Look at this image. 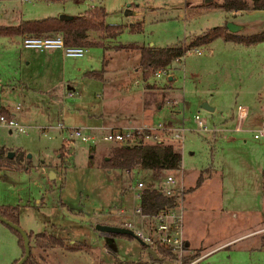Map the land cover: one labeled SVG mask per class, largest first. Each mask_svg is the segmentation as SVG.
<instances>
[{"label":"rangeland","instance_id":"rangeland-1","mask_svg":"<svg viewBox=\"0 0 264 264\" xmlns=\"http://www.w3.org/2000/svg\"><path fill=\"white\" fill-rule=\"evenodd\" d=\"M203 1L3 0L0 2V23H14L16 17L39 18L61 13L75 15L90 6L100 5L105 11L104 21L121 26L118 42L123 44L151 42L153 46L185 45L207 28L221 26L228 20L242 25L238 30L242 34L264 30V8L231 13L219 7L199 6ZM99 34L100 31H89V37L93 39L101 40ZM84 47L81 56L65 58L67 62L73 61L80 66L79 72L73 74L72 71L70 76L68 73L64 76V79L72 77L69 79L74 80L72 95L60 94L59 69L49 70L52 73L50 81L56 84L52 85L53 91L42 94L35 90V85L46 87L39 85L46 79L43 73L38 74L37 69L32 70V77H25V82L30 83L28 87L15 83V89L11 90L13 84H8L11 76L1 69V64L9 63L10 67L16 64L12 71L18 78V61L13 47L4 46L3 39H0V102L5 101L8 106L18 103L20 110L28 107L37 110V117H32L35 122L31 124L36 127L28 125L25 133L7 132V128L0 126V144L7 149L20 147L25 150L19 160L24 169L0 168V204L18 205V225L25 231L44 230L61 236L65 242L72 238V244L76 245L72 252L62 247L38 249L43 261L49 264H113L115 259H119L132 260L133 264H168L152 261L135 236L97 235L87 230L83 221L71 219L66 213L70 208L77 211L83 208L84 214L92 220L101 211L102 215L98 218L105 217L106 221L114 222L118 216L105 211L124 206L125 220L138 226V217L130 214L137 203L132 198V186L138 179L143 185L152 183L157 186L163 182L165 174L158 176L149 169L139 167L125 173L119 168L86 166L88 146L69 139L67 133L54 127L58 121L68 126L83 125L81 123L89 121L85 113L92 117V121L95 120V113L92 112L100 108L101 80L85 76V70L103 68V79L121 95L136 94L147 85L164 89V104H167L168 110L176 107L181 112L180 119L185 128L181 145L174 141L171 143L181 153L180 168L173 173L175 182L193 186L198 175L210 173L211 178L191 196L203 212L221 189L223 203L228 207L229 225L236 228L242 218L241 208L254 206L264 198V134L258 139L253 136L264 124L261 98L264 93V40L247 44L218 36L209 43L189 47L179 59L167 64L174 77L172 87L166 76L158 78L151 73L147 79H142L134 51L104 50L97 45ZM26 71L30 74L31 69ZM63 87L68 90L66 84ZM204 101L213 109L200 107ZM66 103H71L70 108L63 107ZM238 104L248 110L243 119L237 116ZM131 111V119L136 121V108ZM196 112L208 131H202L196 125L193 120ZM253 115L257 120H252ZM163 117L156 113L151 116V121L163 122ZM258 120L259 124H255ZM100 121L94 123L100 124ZM44 125L48 126L47 135H42L39 130ZM109 146L107 142L98 143L95 150L106 153ZM50 169L55 170L51 179L48 178ZM232 212L236 217L232 216ZM21 254L14 233L0 221V264H14L12 262ZM188 255L191 253L184 256ZM216 257H221L223 264H231L224 251L208 256L203 262L212 264L217 262Z\"/></svg>","mask_w":264,"mask_h":264},{"label":"trees","instance_id":"trees-1","mask_svg":"<svg viewBox=\"0 0 264 264\" xmlns=\"http://www.w3.org/2000/svg\"><path fill=\"white\" fill-rule=\"evenodd\" d=\"M53 1V0H52ZM199 6L213 8L219 7L226 11L236 10H251L264 8V0H209L201 2ZM105 11L100 5H93L89 8L71 15L69 18H59L55 15H48L39 18H25L18 19L14 23H0V35H15V34H29V35H44L53 32H60L63 43L69 45L91 46L97 45L104 47L100 39H93L89 37V31H100L102 37H115L119 34L121 26L114 23H106L104 21ZM227 22V21H226ZM226 22L221 26H214L207 28L201 34L193 37L191 41L182 44L153 46L148 44H123L115 43L111 47L114 49H127L137 53V66L140 68V75L142 79L153 73V71L161 66H165L183 55V53L192 46L206 44L212 41L215 37L221 36L225 40H234L242 43H254L264 40V30L242 34L238 31L232 32L227 26ZM102 70H85L83 74L94 79H102ZM153 86L147 85L142 92V104L144 108L157 109L166 100L163 96L166 94L164 89H154ZM155 93H154V92ZM0 112L8 115V113L0 109ZM7 148L0 145V167H14L23 168L19 164V160L24 152L20 150L16 155L10 157L6 156ZM87 158L86 166L95 165L102 169H126L128 172L134 168L149 169L156 175L162 173L172 174L176 173L180 168L181 153L179 148L171 143L152 142L137 145H110L106 153L102 150H95L94 147L86 148ZM202 174L198 175L196 184L202 180ZM161 182L158 185L152 183L145 184L140 190L139 204L141 211L145 214H155L159 209L169 206H174L178 203L179 192L176 189L178 184L175 182L174 188L169 194L161 192ZM0 215L6 219L18 224V205L0 204ZM16 237V242L23 252L22 238L20 234L9 227ZM28 237L29 253L26 259L21 264H49L43 261L38 249H45L51 247H63L68 250L75 249L64 242V239L59 236L44 230L32 232L26 231ZM128 234L109 233V236ZM145 247V244H142ZM159 253L161 260L153 258L148 254L152 261H163L172 256L169 248L157 245L154 247ZM196 255L191 254L183 256V261L193 259ZM170 261V260H169ZM14 263V262H12ZM113 264H133L132 260L115 259ZM136 264H140L139 262Z\"/></svg>","mask_w":264,"mask_h":264},{"label":"crops","instance_id":"crops-1","mask_svg":"<svg viewBox=\"0 0 264 264\" xmlns=\"http://www.w3.org/2000/svg\"><path fill=\"white\" fill-rule=\"evenodd\" d=\"M0 2H3V0H0ZM195 9L196 11H198V8ZM185 10L187 11L186 8ZM239 11L242 10H236L230 12L237 13ZM18 19L20 18L16 17L15 20L17 21ZM22 35L23 34L0 35L1 37L0 39H3L4 46L11 45L13 47V51L15 52L16 59L18 61V67H19L18 78L15 76V74L12 71L13 66H15L16 64L11 65V67L9 63L3 62V65L1 64V69L4 72H6V74L11 76L10 79H8L9 80L8 84L10 85L13 84V86H11V90L15 89L14 88L15 83L24 87H28L30 83L25 82L26 81L25 77H32L33 76V74L31 73L32 70L37 69L39 71L38 74L43 73L46 79L45 82L42 81L39 85L44 84L46 85V87H38V85L34 84L35 86H37L35 87L36 89L35 88L34 89L40 91L42 94H45L46 92H51L53 91V87H54L52 85H55L56 82L50 81V77L52 73L49 70L59 69V73H60L59 78L61 79L59 80V82L60 84H62L61 89H59V92L60 94L63 92L65 96H71L73 92L72 84L74 80L69 79L72 77H66V79H64V76L66 73H68V76H70L72 71L73 74L79 72L80 66L75 65V62L73 61L67 62L68 60H66L65 58L66 57L70 58L71 56L63 55L61 50L57 48L46 49V50H33V49L23 48L20 44V39ZM191 40L192 38L189 39V41ZM101 41L104 44V47H102L104 50H109V49H111L112 51L124 50V49H114L111 47L112 44L118 42V35H116L115 37H102ZM148 45H152V43L149 42ZM177 59H179V57ZM177 59H172L171 62ZM27 69H31V71H29L30 74L27 73L26 71ZM62 78L64 79V81H62L63 80ZM102 79H99L101 80L99 86L102 97V100L100 102V108L96 109L95 112H92L95 113L94 115L96 116L94 117L95 120L93 119L92 121L91 120L92 117L89 116V114L85 113L87 117L86 120L92 122L89 123V121H84V123L81 124H96L94 122L100 119L102 120L100 121V124H124L128 122L134 124H154L151 121L152 120L151 116H153L156 113L157 115L161 114L162 116H164L163 122H165V124L168 125H175L176 123L182 120L180 119L181 112L176 107H170L171 109L168 110L169 107H167V104H164V102L157 109L144 108L142 104L143 89L139 90L136 94L121 95V93L118 92L119 90H114L113 88L109 87V83L106 82V80L104 79L102 80ZM173 80L174 77L173 74L171 73L170 78L168 79L170 87L173 86L171 84ZM263 82H264V78H263ZM64 84L67 85L68 87L67 89L70 91L64 89L63 87ZM70 104L71 103L63 104V107L65 109H68L70 108ZM134 107L136 108L135 113L136 115H138V117H136V121H133V119H131V117H133L131 113L132 112L131 109H133ZM0 109L5 110L8 113V115L9 114L13 115L15 119H17L21 124L25 125L26 131L28 125L35 126L31 124H34L35 122L32 120V117L33 118L37 117L36 116L37 110H32L31 107L20 110V105L18 103H15L13 106H8V104L5 101H3L0 102ZM80 115L82 116V114ZM263 119H264V114L262 112V120ZM252 120H257L255 119L254 115L252 116ZM255 124H259V120ZM236 128L239 127L236 126ZM10 131L11 130L7 129V132ZM258 138L259 137H257V139ZM0 145L5 146L4 144H0ZM17 149L22 150L24 148H20V147L10 148L7 149V151H12V155H14V153L17 152L16 151ZM24 151L25 150H23V152ZM47 167L50 168L49 165ZM7 168H11V167H7ZM14 169H19V168H14ZM53 171L55 173L54 169ZM262 173L264 175V168H262ZM210 178H211L210 173L205 174L202 180L199 182V184H194L193 186H185L184 184H182V182H180L183 186V193L181 195L182 236L184 238L185 245L187 246V253H191V254L196 253L193 259H191L193 261L192 264H207L203 261L208 256L218 253L219 251L222 252L224 251L227 254L228 257L226 258L231 261V264H264V198H261L259 202L254 203V206L251 207L246 206L241 208V212H240L242 214L240 216L242 217L241 221L240 223L237 224L236 228H233V226L229 225L228 207L223 203V198H222L223 192L221 189H219V194L217 192V198L216 199L213 198V201L211 203L208 202L207 208H205L203 212H201V206L198 205V203L192 197L196 189ZM262 192L264 196V179H263ZM38 201L39 200H37V204ZM99 212L100 214L97 215L98 217L102 215V212L101 211ZM66 213L68 214V217L71 219L83 221L87 227V230L90 229L92 233L97 235L101 234L104 236L103 233L93 228V224L95 223V220L99 222L105 220V217L104 218L96 217L91 220L89 217L87 218V216L84 214L83 208H81L80 211L70 208ZM204 213H207L208 215H205ZM72 214L80 217L75 218L71 216ZM232 216L236 217V214L232 212ZM123 218L125 219V216H123L122 219ZM106 222L113 223L110 221H106ZM31 230L32 229H26V231H31ZM71 241H73L72 238L67 239V242H65L64 240L65 243H68L69 245L76 247V245L72 244L73 242ZM70 252L72 251L70 250ZM215 260L217 262H214L212 264H223L221 257H216Z\"/></svg>","mask_w":264,"mask_h":264},{"label":"built area","instance_id":"built-area-1","mask_svg":"<svg viewBox=\"0 0 264 264\" xmlns=\"http://www.w3.org/2000/svg\"><path fill=\"white\" fill-rule=\"evenodd\" d=\"M20 44L23 48L33 50L46 49H60L63 55L77 57L83 54L85 49L82 45L64 44L62 37L58 33L44 34V35H29L23 34L20 39ZM199 52V51H197ZM167 65L156 68L152 75L155 77L170 76ZM137 83V80H134ZM1 84V80H0ZM262 101L264 103V93L262 94ZM17 107V106H16ZM248 115L246 107L237 105V116L243 119ZM198 128L202 131H208L207 125L200 119L199 113L193 115ZM0 126H4L8 130L15 132H25L26 126L21 124L13 115H5L0 112ZM54 127L60 131L67 133L71 140H77L88 147H94L98 143L107 142L110 145H137L143 143L162 142L172 143L178 142L179 145L183 140L185 128L183 122L179 124L168 125L162 121L154 124H97V125H65L62 121L56 122ZM48 126L40 127L42 135H47ZM239 129V128H236ZM264 134V124H262L254 133V137H260ZM125 173H128L124 169ZM160 189L164 194H169L174 188L175 177L172 174L164 176ZM158 185V184H157ZM142 180L138 179L132 186V198L137 200V203L130 210L131 215L138 217L139 225L135 226L132 222L125 220L122 217L125 214L124 206L108 208L105 213L117 215V221L113 224L121 225L132 230L135 237L142 241L143 244L150 246L155 252L154 247L157 245L169 248L172 256L166 260H170L173 264H192V260L183 261V256L187 253V246L185 245L182 236V208L181 195L183 193V186L178 185L176 188L179 192L178 203L174 206L164 207L159 209L155 214H145L141 211L139 198L140 190L143 187ZM97 214V212H93ZM100 222L107 223L105 220ZM157 253V252H156ZM159 255V253H157Z\"/></svg>","mask_w":264,"mask_h":264},{"label":"water","instance_id":"water-1","mask_svg":"<svg viewBox=\"0 0 264 264\" xmlns=\"http://www.w3.org/2000/svg\"><path fill=\"white\" fill-rule=\"evenodd\" d=\"M207 1H209V0H205V2H207ZM70 16L71 15L63 14V13L58 15L59 18H69ZM226 26L232 32L238 31L242 27V25H240V24H238V23H236L234 21H231V20H228L226 22ZM169 78H170V76L167 77V79H169ZM200 107L206 108V109H210V110L213 109V107L210 106L206 101L202 102L200 104ZM11 155H12V151H7L6 156L10 157ZM53 176H54V172H53V170L50 169L48 171V177L52 178ZM71 216H73L75 218H79L80 217V216H77V215H74V214H72ZM0 221L4 222L9 227H11L14 230H16L20 234V236L22 238L23 252L20 255V257L14 262V264H21L26 259L27 255L29 253L28 237H27L26 231L24 229H22L18 224L6 219L5 217H3L1 215H0ZM93 228H95L96 230L100 231L101 233H103L105 235H108L109 233H116V234H128L130 236H135L131 229H129L127 227H124V226H121V225L113 224V223H103V222L97 221V222H95L93 224ZM139 242L141 244H143L141 240H139ZM145 250L153 258H155L157 260H161L160 255H158L150 246L145 245ZM163 261H165L167 263H171L168 260H163Z\"/></svg>","mask_w":264,"mask_h":264}]
</instances>
